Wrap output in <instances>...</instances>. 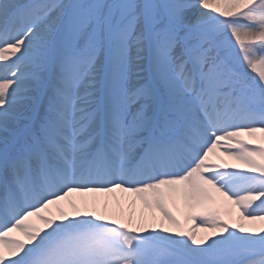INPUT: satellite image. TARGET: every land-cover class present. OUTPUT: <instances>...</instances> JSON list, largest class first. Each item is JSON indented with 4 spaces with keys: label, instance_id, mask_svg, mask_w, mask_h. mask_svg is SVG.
<instances>
[{
    "label": "snow or ice",
    "instance_id": "snow-or-ice-1",
    "mask_svg": "<svg viewBox=\"0 0 264 264\" xmlns=\"http://www.w3.org/2000/svg\"><path fill=\"white\" fill-rule=\"evenodd\" d=\"M0 264H264V0H0Z\"/></svg>",
    "mask_w": 264,
    "mask_h": 264
},
{
    "label": "bare ground",
    "instance_id": "bare-ground-1",
    "mask_svg": "<svg viewBox=\"0 0 264 264\" xmlns=\"http://www.w3.org/2000/svg\"><path fill=\"white\" fill-rule=\"evenodd\" d=\"M247 138V137H244ZM223 143V142H222ZM213 160H215L217 163H226L229 165H237V161L234 160H230L227 156H221L218 153H216L213 157ZM239 164V163H238ZM238 167H242V166H238ZM231 170H234L231 169ZM98 199V200H102L104 199L106 204L108 205V207H106V209H108V211H106L105 217L106 218H110L112 215H114L115 219H118V217H121L122 214L127 215L128 217H131L132 219V223L133 226H137L140 221L135 220V218H138L140 220V217L143 215L144 217L147 218L146 222H145V226L149 227V229H151L152 225V221L151 218L149 217V214H154L156 216V220L157 223L155 224L156 229L158 230L160 227V216L158 212L153 211H149L143 208L141 202L136 199V197H134L132 194L130 193H123V192H113V193H88V194H84V195H80V194H72L68 200L61 202V207L64 209L65 212L71 213L72 214V204H75L77 207H82V202L83 201H89V200H93V199ZM218 198V196H217ZM220 201L222 200V198H220ZM174 210L176 209L175 207H172ZM231 209V211L234 210V207L231 205H228L226 202H224V206L220 208L221 211L225 212L226 210ZM98 211L99 208H95V211ZM185 210V215L186 217L189 215H194V214H198L201 213V209H197L195 210V212H190L188 209L184 208ZM100 212V211H98ZM104 213V210L100 212V214ZM70 214V215H71ZM231 218V217H230ZM229 218V219H230ZM129 219V218H128ZM189 220L190 219H186ZM227 220V219H226ZM35 223L38 224V222L34 221ZM42 227V225H40ZM163 226L166 228H172L171 225L167 224V222H163ZM197 225L194 224L192 227H196ZM249 226V225H246ZM190 223L187 224V229L188 228H192ZM175 229H173L174 231ZM197 236L198 237H203V236H211L210 233H207V230L205 229H199L197 231Z\"/></svg>",
    "mask_w": 264,
    "mask_h": 264
},
{
    "label": "rangeland",
    "instance_id": "rangeland-1",
    "mask_svg": "<svg viewBox=\"0 0 264 264\" xmlns=\"http://www.w3.org/2000/svg\"><path fill=\"white\" fill-rule=\"evenodd\" d=\"M208 210H209V208H205V209H203V212H204V211H208ZM187 221H188V223H189V222L192 223V226L194 225V222H193L192 220H190V221L187 220ZM207 233H210L211 236L214 235L212 232H210V231H208V230H207Z\"/></svg>",
    "mask_w": 264,
    "mask_h": 264
}]
</instances>
